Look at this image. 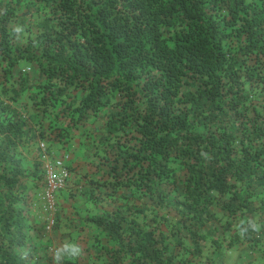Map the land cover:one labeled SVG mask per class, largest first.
Listing matches in <instances>:
<instances>
[{"label":"trees","instance_id":"obj_1","mask_svg":"<svg viewBox=\"0 0 264 264\" xmlns=\"http://www.w3.org/2000/svg\"><path fill=\"white\" fill-rule=\"evenodd\" d=\"M22 7L37 18L21 38ZM21 61L34 85L13 76ZM75 135L93 167L78 230L115 243L94 249L103 264H193L221 233L248 238L264 222V0H0V264H39L30 240L44 228H27L43 172L24 150Z\"/></svg>","mask_w":264,"mask_h":264},{"label":"rangeland","instance_id":"obj_2","mask_svg":"<svg viewBox=\"0 0 264 264\" xmlns=\"http://www.w3.org/2000/svg\"><path fill=\"white\" fill-rule=\"evenodd\" d=\"M25 11V8L22 7L20 11H18V20L13 23V30L16 32L17 37H26L28 33L33 34L35 32V27H36V12L33 10L30 15H25L23 12ZM30 68L27 70V68ZM27 75L28 79L30 80V84H35L38 81L37 79V73L35 70L34 64H31L29 62L21 61L18 65L17 68L14 69L13 71V76L18 78L20 75ZM186 90V88H185ZM19 105L22 108V112H26L27 110L29 111L31 108L30 101L27 98V91L24 90L22 92L21 98H19ZM32 113V111H30ZM24 115L27 116L26 113ZM52 117V116H51ZM103 123H104V116L101 114L92 124L88 123L87 127L88 129L91 130H100L103 128ZM46 125V124H45ZM78 134V133H77ZM24 165L25 167L31 171L34 169V167L40 166V171L43 172V180H45L46 176V171L47 167L56 159L60 158L62 155H65L66 153L69 154L68 160L65 162L66 163V169L67 167L70 166H75L77 168L76 171H70L68 172V177L65 179L64 184L62 187L58 190L56 194V203H55V209L53 212H49L45 206L44 203H42L40 199V193L42 191V187L39 188L35 195V201L32 204L30 208V216H29V225L27 228V232H31L33 234L38 233V230L34 226H41L42 229L44 228V232L42 233V239L45 238L46 241H53L54 239L57 240V236L55 234H62V227L59 228L60 226H64L65 224L69 226L68 230L72 229V231L75 233H80L75 235V238L70 240L69 245H75L74 242H77L79 240V237H83L81 239H85L87 236L84 234L85 229H79L78 230V225H79V214L76 212H73L72 209H75V204L78 203V200L82 199L81 193H78L77 190H74L75 186L80 185V182L82 181V173H89L92 172L93 167L90 165L89 160H90V155L89 151L87 149V143L84 142V140L79 136L75 135L73 140L67 145L62 148H54L52 151H47L46 157L43 158V153L39 149L38 143L37 144H32L31 147L28 148V150H24ZM37 169V168H36ZM177 174L182 177L183 171L177 170ZM80 178V180H79ZM44 185V184H43ZM85 198V197H84ZM75 203V204H74ZM90 205V202H89ZM109 205H115V202H105V203H97L96 204V209L100 210V208H105ZM88 209V208H87ZM90 209V208H89ZM93 211L92 209H90ZM89 211V212H91ZM68 213V216L66 214ZM146 215H151L150 212H148ZM162 218H160V230L163 231L164 235H169L170 230L167 226V221L168 219L172 218L173 215L170 213L162 212ZM52 217L54 220L53 225L51 228L46 229L47 226V221L45 220L46 217ZM253 219V215L251 216ZM72 220L74 222L72 223ZM141 221V220H140ZM148 221V220H147ZM76 224V228H74L72 225ZM57 229L58 231H55ZM30 233V234H31ZM222 234V233H221ZM220 234V235H221ZM227 237H229V234H227ZM88 238V237H87ZM225 238L223 242H226ZM79 247H75L73 249L74 253L72 254V259L73 260H79L80 262H83L84 260H87L89 258V255L86 254V252L78 251ZM60 249H63V247L59 248L57 247L56 243H52L50 245H47V247H39L37 249L38 253H41L47 257H53L56 254L62 255V252ZM226 252V251H225ZM187 256V254H185ZM236 256V252L232 250L228 254V259L226 264H240V259L238 255V260L235 261L233 260L234 257ZM194 264H199V258L194 260Z\"/></svg>","mask_w":264,"mask_h":264},{"label":"crops","instance_id":"obj_3","mask_svg":"<svg viewBox=\"0 0 264 264\" xmlns=\"http://www.w3.org/2000/svg\"><path fill=\"white\" fill-rule=\"evenodd\" d=\"M80 188L81 186L78 185L75 186L74 190H77L79 193ZM84 197L85 196L82 195V197H80L82 201L78 200L77 204L74 203L76 208L72 209L73 212H76L80 216L85 215L88 211H91L90 209L93 207L91 203L89 205L90 201H87L86 197ZM66 216H68V213ZM81 225L84 226V224ZM61 227L63 233L55 234V236H57V240L54 239V242L51 240L46 241L45 238L42 239L40 237L32 236L30 243L33 247L37 246L39 248L41 246L44 247L50 245L52 242L54 244L56 243L59 248H72V252L70 253V251L60 249L63 251V255L57 256L58 254H56L55 256L48 258L47 256L38 253L37 248H33L31 251H36L35 255L38 258L39 264H63L62 262L65 257H69L73 262L77 263L86 262L90 264H103L105 263V260L96 258L94 255V249H96V247H100L99 245H106L109 248L115 247V243L109 240L103 232L90 225H86L85 228L83 227L85 229L84 234L88 238L86 237L85 239H81L83 237H79V240L74 242L75 245H69L70 240L74 238L73 235L69 234L70 231L72 232V229L68 230L69 226L66 224L64 226L59 225V228ZM251 228V230H248L250 235L246 239L243 236H236V232L234 233V231L231 230L229 232H224V234H221L219 237L216 236V238H219L216 243H213L211 240H207L202 247V252L199 255V264H226L228 254L232 250L236 252V256L233 260L237 261L239 255V258H241L239 261L240 264H264V222L259 221V219H255ZM55 231L58 230L55 229ZM227 234H229V237H227ZM225 238H227L226 242H223ZM75 247H79L78 251L83 250V252H86V254L89 255V258L83 262L73 260L72 254L74 253L73 249ZM123 261L124 263H127L129 262V259L126 257Z\"/></svg>","mask_w":264,"mask_h":264},{"label":"built area","instance_id":"obj_4","mask_svg":"<svg viewBox=\"0 0 264 264\" xmlns=\"http://www.w3.org/2000/svg\"><path fill=\"white\" fill-rule=\"evenodd\" d=\"M30 68L28 67L27 70ZM25 117V115H23ZM39 149L43 153V158L46 157V153L48 151L45 141L39 140L37 141ZM69 158V154L66 153L62 155L60 158H56L48 167L46 171V176L44 180V185L42 186V191L40 195V199L42 203H44L45 208L49 212H53L55 209L56 203V194L58 190L62 187L65 182V179L68 177V169H66V161ZM47 221L46 229L51 228L54 223L52 217L48 216L45 219Z\"/></svg>","mask_w":264,"mask_h":264}]
</instances>
